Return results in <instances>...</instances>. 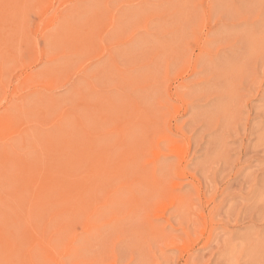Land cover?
<instances>
[{
  "label": "rangeland",
  "instance_id": "1",
  "mask_svg": "<svg viewBox=\"0 0 264 264\" xmlns=\"http://www.w3.org/2000/svg\"><path fill=\"white\" fill-rule=\"evenodd\" d=\"M0 264H264V0H0Z\"/></svg>",
  "mask_w": 264,
  "mask_h": 264
},
{
  "label": "bare ground",
  "instance_id": "2",
  "mask_svg": "<svg viewBox=\"0 0 264 264\" xmlns=\"http://www.w3.org/2000/svg\"><path fill=\"white\" fill-rule=\"evenodd\" d=\"M51 150V149H50ZM207 238V237H206Z\"/></svg>",
  "mask_w": 264,
  "mask_h": 264
}]
</instances>
